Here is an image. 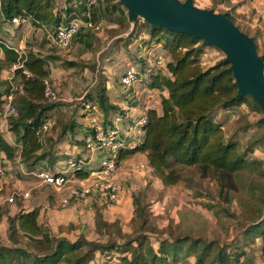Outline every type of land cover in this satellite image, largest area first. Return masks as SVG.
Instances as JSON below:
<instances>
[{
	"label": "trees",
	"instance_id": "obj_1",
	"mask_svg": "<svg viewBox=\"0 0 264 264\" xmlns=\"http://www.w3.org/2000/svg\"><path fill=\"white\" fill-rule=\"evenodd\" d=\"M216 1L213 0V7L207 9L225 13L241 31L254 38L256 50L261 54L257 45L258 33L251 35L239 27L231 12L235 10L234 6L216 11L217 4L224 0ZM65 2V7L59 8L57 0H0V28L4 24L14 26V18L25 19L35 30L43 32L42 46H48L46 54L33 50L20 52L0 35V71L12 70V77L5 84L0 83V113H3L4 96L12 95L13 108L7 125L13 141L9 142L0 132V154L8 161L17 160L27 171L46 168L59 159L53 156L51 146L47 147L42 141L45 133L41 130L46 119L52 117L60 105V100H49L46 96L47 89H50L49 63L60 59L58 48L52 41L59 27L72 18L83 20L87 28L80 26L70 44L75 41L84 50H89L90 30L99 22L105 19L121 27L122 22L130 21L119 0ZM139 18L133 19L129 32L133 37L138 34ZM142 22L141 27H149L147 40L143 42L162 48L168 56L162 67H150L143 59L139 60L140 69L146 68L148 88L162 93L160 111L144 109L138 142L121 150L118 160L136 153L145 154L151 174L165 186L177 184L187 168H194L200 178L213 181L218 187V195L226 203H231L235 194L245 189L242 176L246 171L256 172L264 179L262 160L247 158V154L253 152V146L264 141V132L262 137L249 141L241 151L240 143L233 137L226 138L223 124L215 117L221 111L229 112L245 104L249 107L246 126L264 129V112L249 94L238 95L233 72L229 70L230 64L224 61L225 57L206 68L202 66L201 56L207 47L202 39ZM66 63L75 65V62ZM84 96V102L87 99L98 102L104 117L110 112L125 113L111 102L104 83L93 91L87 90ZM77 125L74 120L61 125L59 136L69 132L73 135ZM87 174L86 170L75 172L80 178ZM248 188L249 199L243 201L237 197L241 216L229 214L241 217L239 235L230 243L205 242L201 237L177 235L159 240L156 249L141 230L129 238L124 237L118 228L112 232L107 230L110 223L101 213L96 214V228L98 234L108 237L105 242L88 239L82 232L71 240L62 235V228L51 231L40 222L38 207L20 210L10 216L7 209L0 206V221L3 216L7 218L8 239L5 244L0 242V264H180L181 260L190 257L194 258L193 264H239L246 249L257 239L261 243L260 254L264 256V186L253 184ZM137 208L139 217L145 222L144 207L139 204ZM223 211H227L226 207Z\"/></svg>",
	"mask_w": 264,
	"mask_h": 264
},
{
	"label": "rangeland",
	"instance_id": "obj_2",
	"mask_svg": "<svg viewBox=\"0 0 264 264\" xmlns=\"http://www.w3.org/2000/svg\"><path fill=\"white\" fill-rule=\"evenodd\" d=\"M57 3L59 8H64L66 4L65 0H57ZM212 3L213 0H194V6L198 8L213 7ZM230 6L235 7L231 12L242 30L248 31L251 35L258 33L257 45L260 53H264V0H224L215 8L216 11H224ZM81 21V26L84 27L85 23ZM142 21V18L138 19L136 30L138 34L133 37L129 35L133 27V19L122 22L121 27L104 19L90 30L89 50H84L75 41L66 50L57 49L60 59L49 63L51 74L48 85L60 100L58 101L60 105L53 111L54 125L44 134L42 141L47 147L51 146L53 156L59 159L46 168L57 169L65 159L73 156L67 153L72 145H76L75 143L83 145L81 128H87L88 115L83 113L86 98L82 100L81 97L87 90L93 91L101 83L109 88L117 89V86L120 88V76L127 65L134 64L142 78L143 73L139 71L140 59L146 61L148 57L152 67L158 55H162L163 59L167 58L162 48H155L153 44L151 46L146 41L143 42L147 40L149 27H141ZM0 35L20 52L27 50L43 54L48 52V46H42L43 32L35 30L29 24L17 28L4 24L0 28ZM223 57H225L223 51L214 46H207L201 56V64L206 68ZM66 62H75V65L70 66ZM11 77V69L5 68L0 71V83L5 84ZM112 98L114 99L113 96ZM139 111L138 109L137 113ZM248 113L249 107L243 104L229 112L221 111L215 117L223 124L226 138L233 137L240 143L241 151L247 147L249 141L262 137L264 132L263 128L246 126ZM113 117L114 112H110L104 120ZM71 120L78 124L73 135L69 132L60 137L61 125ZM7 125L8 117L1 111L0 132L5 133L9 141H13L11 133H6ZM135 125L137 126V121ZM61 155L63 157H60ZM247 158L262 160L261 168L264 170L263 140L258 146H253V152L248 153ZM142 163L145 168L137 170V166ZM0 166L5 170L4 175L0 176V206L7 209L8 215L13 216L20 210L38 207L41 212L40 222L47 225L51 231L55 232L57 228H62V235L71 240L82 232L88 239H100L105 242L108 237L98 234L96 228V214L101 213L104 220L110 223L107 230L112 232L118 228L125 234L124 237L128 238L135 237V232L141 230L147 234L149 242L155 249L159 246V240L174 238L177 235L201 237L205 242L213 240L220 244L230 243L240 232L238 225L241 217L229 215L241 216L237 197L240 196V200L246 201L249 199V185L264 186L262 177L256 172L246 171L242 176L245 189L235 194L236 197L231 203H226L218 195L216 184L211 180L200 178L194 168H187L182 173V180L177 184L165 186L151 174L143 156L136 155L121 161L118 166L117 180L122 188L118 203L99 204L94 201V197L78 196L72 198L70 204L63 207L61 199L71 188L79 186L74 181L69 180L63 187L58 188L40 183L36 178L25 173L27 171L25 166L17 160L8 161L0 157ZM27 191L30 195L25 199L22 193ZM89 200L91 203L88 204ZM139 204L144 207L145 222L139 217V208H137ZM224 207L227 211H223ZM0 242L2 244L8 242L6 216L0 221ZM193 259V257L183 259L180 264H193ZM243 260L239 264H246ZM251 264H264V257L258 258V261L254 260Z\"/></svg>",
	"mask_w": 264,
	"mask_h": 264
},
{
	"label": "built area",
	"instance_id": "obj_3",
	"mask_svg": "<svg viewBox=\"0 0 264 264\" xmlns=\"http://www.w3.org/2000/svg\"><path fill=\"white\" fill-rule=\"evenodd\" d=\"M91 3L96 0H90ZM14 26L26 25L27 20L14 18ZM82 21L78 18H72L67 24L62 25L57 30L52 39L53 43L60 50H66L72 37L77 33ZM165 61L161 55H158L152 67H162ZM138 69L134 64L127 65L119 81L120 90L123 93L129 89L138 80ZM46 96L49 100H57L55 94L47 89ZM5 103L3 114L9 116L13 112L12 95L4 96ZM84 98V95L81 99ZM128 98L124 106H128ZM84 113L88 115V128L83 133V149L85 155L72 156L61 163L57 169L36 168L25 173L36 178L40 183L54 187H63L69 180L74 181L79 186L71 188L69 193L61 199V206L66 207L74 197L90 198L99 204H116L120 200L122 188L117 180V170L119 166V152L127 147L134 146L141 136V124L144 118L137 120V126L130 125L123 131L119 124L123 123L125 117L120 112H114L112 119L104 120V114L101 111L98 102L95 99H87L84 102ZM54 125V119L49 117L42 125V132H48ZM129 138V140L127 139ZM3 156V155H2ZM144 164L137 166V170L144 169ZM78 170H86L88 174L84 178L75 175ZM5 170L0 166V176L4 175ZM29 192H23L22 197L27 199ZM91 203L90 200L88 204Z\"/></svg>",
	"mask_w": 264,
	"mask_h": 264
},
{
	"label": "water",
	"instance_id": "obj_4",
	"mask_svg": "<svg viewBox=\"0 0 264 264\" xmlns=\"http://www.w3.org/2000/svg\"><path fill=\"white\" fill-rule=\"evenodd\" d=\"M129 18H142L160 26L200 38L203 44L224 52L233 72L238 95L249 94L264 112V54H258L254 38L241 31L225 13L198 8L193 0H119ZM264 119V117H263Z\"/></svg>",
	"mask_w": 264,
	"mask_h": 264
},
{
	"label": "crops",
	"instance_id": "obj_5",
	"mask_svg": "<svg viewBox=\"0 0 264 264\" xmlns=\"http://www.w3.org/2000/svg\"><path fill=\"white\" fill-rule=\"evenodd\" d=\"M64 7H65V5H64ZM147 56H149V55H147ZM1 57H2V52L0 51V58ZM143 57H145L144 54H143ZM167 60H168V56L166 59H164L165 63ZM149 61H150V59L147 57V59H146L147 66L151 65ZM145 69H142V68L139 69V71H142L143 77L141 78L140 73H139L137 82L126 93H123V91H121L118 86L116 87L117 89H115L114 87L109 88L108 86H106L107 87V93H108V96H109L111 102L114 103L121 110L125 111V113L122 114L125 117V119H124L123 123L119 124L120 125L119 127H121L120 129L123 131H126L128 126L134 125V123L139 118H142V116L144 115V109L155 108V109L160 111V98H161L162 93H160L156 89H149L148 88L147 79H146L147 73L145 72ZM145 73H146V75H145ZM112 93H115V95H112ZM112 96L114 97V99L112 98ZM127 98H128V104L129 105L124 106V103H125ZM137 105H140V107H137ZM138 109L140 110L139 113H137ZM83 113H84V111H83ZM87 123H88V120H87ZM87 128H88V124H87ZM85 130H86V128H81V132H82L81 139L83 138V133L85 132ZM6 133L9 134L10 132L8 131ZM3 135L7 139L6 134L3 133ZM127 139L129 140V138H127ZM9 142H12V141H9ZM82 143H83V141H82ZM75 144L76 145H72L71 150H69V152L67 151V153H70L73 156L85 155L83 145L80 146L78 143H75ZM76 148L78 149L77 151L75 150ZM70 154H68V155H70ZM136 155L137 156L138 155L143 156L144 163H147L145 154L136 153L132 157H136ZM0 157H2V154H0ZM70 157H68V158H70ZM132 157H129V158H132ZM129 158H127V159H129ZM127 159H124V160H127ZM124 160H122V161H124ZM120 162L121 161H119V164H120ZM260 244H261L260 239H257L254 244H252L250 247H248L246 249L245 256L242 258V259H244L243 261H245L246 264H251L254 260L258 261V258L264 257L260 254V251H259ZM250 259L251 260L254 259V260L250 261Z\"/></svg>",
	"mask_w": 264,
	"mask_h": 264
}]
</instances>
